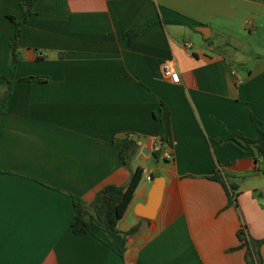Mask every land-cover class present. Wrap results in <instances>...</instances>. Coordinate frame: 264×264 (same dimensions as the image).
Listing matches in <instances>:
<instances>
[{
	"label": "crops",
	"instance_id": "0c3cea01",
	"mask_svg": "<svg viewBox=\"0 0 264 264\" xmlns=\"http://www.w3.org/2000/svg\"><path fill=\"white\" fill-rule=\"evenodd\" d=\"M21 12L19 0H0V90L11 80L0 115V264H247L235 233L244 225L264 237V176L249 149L210 140L253 138L249 114L264 130V47L245 44L264 31V0H35L11 70L9 16ZM132 28L141 31L127 41ZM128 135L138 146L130 167L150 180L141 175L116 228L138 231L124 241L94 226L72 234L68 194L87 203L124 184L117 151ZM154 141L170 158L158 157L153 176L141 164ZM214 171L237 184L233 204L207 178ZM154 177L160 199L147 219L135 209ZM258 252L264 264V242Z\"/></svg>",
	"mask_w": 264,
	"mask_h": 264
},
{
	"label": "trees",
	"instance_id": "16d2710c",
	"mask_svg": "<svg viewBox=\"0 0 264 264\" xmlns=\"http://www.w3.org/2000/svg\"><path fill=\"white\" fill-rule=\"evenodd\" d=\"M35 0H19L21 7V16L15 19L9 16L13 30L9 40L10 48V64L11 70L13 66L18 62L21 56V50L19 47V26L23 23L31 13V7ZM141 31L140 28H132L125 30L121 33V36L126 38L127 41H131ZM38 58V57H37ZM2 78V76H0ZM39 80L38 76H25L20 80ZM11 80L5 81V85L0 90V115H2L6 99L10 91ZM249 122L255 128L256 134L253 138H247L242 133H232L224 139H211L210 143H226L233 145L238 150L249 149L252 155V172L264 176V130L258 127V120L249 114ZM137 144L134 138L131 136H125L123 140L118 144L117 159L119 164L128 170L127 181L122 185L105 184L101 186L94 193L92 199L89 202H84L81 198L75 195H69L72 205V216L69 220V229L74 235H81L91 232V226H94L102 231L118 235L125 240L126 237L136 233L139 229V225L135 224L129 229L120 231L116 228L117 220L121 217L127 204L130 201L132 193L142 175V168L138 165L131 168L130 162L137 149ZM151 158L156 161L159 157L158 150H152L150 152ZM232 177L229 174L212 172L207 178L219 182L226 194L227 203L233 204L237 195V184L229 179ZM236 238L239 241L237 248H243V257L247 264H260V256L258 248L260 244L264 242L263 238L254 239L249 237L244 229V225H240L236 230ZM97 241H100L95 237ZM121 254V250L118 251Z\"/></svg>",
	"mask_w": 264,
	"mask_h": 264
},
{
	"label": "water",
	"instance_id": "95a60500",
	"mask_svg": "<svg viewBox=\"0 0 264 264\" xmlns=\"http://www.w3.org/2000/svg\"><path fill=\"white\" fill-rule=\"evenodd\" d=\"M161 192V179L154 177L143 204L137 205L135 213L141 217L151 219L159 203Z\"/></svg>",
	"mask_w": 264,
	"mask_h": 264
},
{
	"label": "built area",
	"instance_id": "2783aa9c",
	"mask_svg": "<svg viewBox=\"0 0 264 264\" xmlns=\"http://www.w3.org/2000/svg\"><path fill=\"white\" fill-rule=\"evenodd\" d=\"M245 24L247 26H250L249 21H246ZM190 45L191 44L188 41L184 42V44H183V46L186 48H189ZM161 73L163 76L168 77L169 80L172 82L178 81V72L176 71V69L173 67V65L171 63H163L161 65ZM128 136H131V135H128ZM152 150H158L159 151V157L163 160L170 158V153L161 147L160 141H154L153 142ZM142 178H144L146 180H150L149 172L145 171L142 175Z\"/></svg>",
	"mask_w": 264,
	"mask_h": 264
},
{
	"label": "rangeland",
	"instance_id": "374dc122",
	"mask_svg": "<svg viewBox=\"0 0 264 264\" xmlns=\"http://www.w3.org/2000/svg\"><path fill=\"white\" fill-rule=\"evenodd\" d=\"M244 33L246 34V32L244 31ZM197 42H201V40L198 38L196 40ZM196 42V43H197ZM245 44H247L248 46L251 47H264V31L260 32L259 34L255 35L254 37H247L245 40ZM141 165H143V167L147 168V169H151L152 170V175H158V171L157 169H155V161L154 160H150L147 161L145 163H142Z\"/></svg>",
	"mask_w": 264,
	"mask_h": 264
}]
</instances>
